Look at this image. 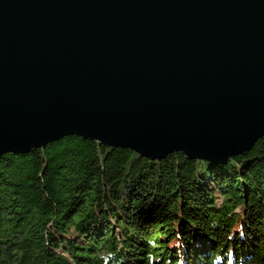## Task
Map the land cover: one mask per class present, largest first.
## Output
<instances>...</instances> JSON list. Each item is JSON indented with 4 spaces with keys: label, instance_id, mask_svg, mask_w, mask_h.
<instances>
[{
    "label": "water",
    "instance_id": "1",
    "mask_svg": "<svg viewBox=\"0 0 264 264\" xmlns=\"http://www.w3.org/2000/svg\"><path fill=\"white\" fill-rule=\"evenodd\" d=\"M264 133V0H0V154L63 134L218 163Z\"/></svg>",
    "mask_w": 264,
    "mask_h": 264
},
{
    "label": "trees",
    "instance_id": "2",
    "mask_svg": "<svg viewBox=\"0 0 264 264\" xmlns=\"http://www.w3.org/2000/svg\"><path fill=\"white\" fill-rule=\"evenodd\" d=\"M0 264H264V133L222 163L79 134L4 151Z\"/></svg>",
    "mask_w": 264,
    "mask_h": 264
},
{
    "label": "bare ground",
    "instance_id": "3",
    "mask_svg": "<svg viewBox=\"0 0 264 264\" xmlns=\"http://www.w3.org/2000/svg\"><path fill=\"white\" fill-rule=\"evenodd\" d=\"M182 152V151H181ZM165 158V157H164Z\"/></svg>",
    "mask_w": 264,
    "mask_h": 264
}]
</instances>
